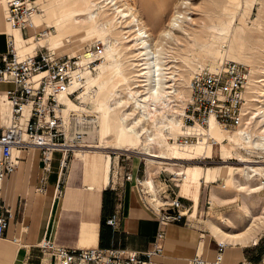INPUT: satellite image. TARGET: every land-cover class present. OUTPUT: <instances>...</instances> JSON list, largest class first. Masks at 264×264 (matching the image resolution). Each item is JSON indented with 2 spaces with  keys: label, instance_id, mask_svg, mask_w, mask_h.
<instances>
[{
  "label": "bare ground",
  "instance_id": "1",
  "mask_svg": "<svg viewBox=\"0 0 264 264\" xmlns=\"http://www.w3.org/2000/svg\"><path fill=\"white\" fill-rule=\"evenodd\" d=\"M253 1L243 0V3L247 4L245 6H247L248 10ZM55 2L56 0H50L47 2V7L43 11L34 14L31 25L36 34L44 28V22H47V25L49 23L55 25L58 32L57 36H49L48 33L42 34L43 36L41 37H49L52 45H55L56 41L60 40L61 46L56 47V50L61 49L64 52L62 55L65 56L78 57L79 65L71 73V89H77V100L74 101L65 95H61L59 99L63 104L62 113L64 115L73 112L79 117H84L87 125L85 137L81 142L82 144L79 148L73 150L67 166V172L73 158L83 159L87 153H102L108 158L107 163L110 162L112 153H116L113 150H116L118 154L136 153L138 155L137 159H142L141 161L143 163L145 161L146 164V177L143 178L142 184L145 194H147V200L153 206L161 203V198L158 194L159 191L153 183L155 182L152 177L154 169L151 167L153 166L155 167L161 164L174 166L175 169L171 168V174L174 176L178 188L182 185V181H178L179 183H177V180L182 179L190 180L189 183L185 181V185H197L199 183L204 185V181L206 182L209 176H202L201 169L218 166L222 162L226 164L217 167L216 173H213L214 176L216 175L219 179L223 178L227 187L234 188L239 192L244 188L247 180L255 176H262L264 178V161H253L245 154L237 151L236 154L234 153L235 159L240 165L229 164L227 159L222 158H219L218 164L202 165L199 163V161L203 160L202 156L210 157L209 154L213 148L209 142L199 140L188 146H180L177 142V137L183 132L182 116L184 114L185 104L190 96V78L199 66H203V64L198 65L189 75V79H184L177 72L178 70H171V68L175 67L170 65L173 61L167 60L162 50L165 49L162 47L163 43L171 38L172 31L180 27L179 18H183L182 15L179 13L173 15L169 20L168 27L160 31L161 33H159L158 39L153 40L132 0H63L62 3L58 2L62 4L60 12L54 10ZM100 13L102 14V18H100ZM5 15L6 6L4 1L0 0V37L6 39V36H11L13 48L18 55L33 54L34 50L38 47L36 45L39 43L42 44L46 40L42 38L44 40L41 39L35 42L33 35H30L28 38L21 37L20 30L13 28L5 21ZM86 24L88 25L87 27L84 26ZM110 25L122 27L130 32L129 37L131 46H134L135 58L131 60L128 69L120 62L121 55L116 48L119 46L115 45L113 47V43L117 44V42L110 39L109 41L105 40ZM96 40H103V48L106 55L102 53L99 62H97L95 72H89L86 67L88 60L86 58L85 47L93 41L96 42ZM120 45L122 46V44ZM3 51L5 49L1 48L0 41V53ZM68 53L74 54L66 55ZM245 58L248 57H241V60H245ZM108 60L110 61L109 67L104 68L98 78H89V76H92L102 69L105 64H108ZM218 61L215 64L213 62V65L209 66L215 67L225 61V58ZM257 71L261 73L260 78L258 77L259 80L256 81L261 83V86H259L261 90L258 91L260 95H258L259 98L250 97L249 87L251 83L249 71L244 93L243 119L239 126L231 129L222 128L213 118H210L206 127L201 128L197 124H194L188 128L197 133L205 132L213 138L217 143L214 149H218L219 156L220 154L221 156L231 155V150L235 147L245 150L258 149L264 152V66L258 67ZM251 72L254 74V71ZM85 78L89 81L85 82ZM180 81H184L183 90H185V94L182 88L178 86ZM88 104H91L92 107L89 108ZM0 108L2 114L0 126H3L8 122L9 109L1 94ZM27 109L28 106L23 110L24 116L27 114ZM131 116H133L131 118L132 120H128ZM150 123L152 124L151 128L148 126ZM153 128L155 130L160 128L163 132L169 131L175 135L170 140L172 142L170 144L171 147L175 148L176 153L186 156L180 160V158L170 156L171 153L169 155L165 154L159 148V143L153 132ZM31 151H37V149L30 147L27 152L28 156ZM19 156H23V152H20ZM174 160L179 161L173 162ZM186 165L195 166L184 168L183 166ZM60 174L61 172L57 171V179ZM210 174L212 173L210 172ZM263 186L264 179L262 185L250 188V191L256 192L257 189ZM244 207L247 209V205ZM255 218H252L245 229L238 233L223 230L218 223L208 221V225L206 226V240L210 236L215 237L221 244L226 243L232 246L238 244L241 247L247 246L250 242L253 243L255 241L252 235V232L257 227ZM257 218L260 221H264V214L259 215ZM221 222L224 225L233 223L228 217L223 218ZM0 240L13 242L11 239ZM15 241L13 243L19 246L21 243L19 239L15 238ZM23 246L27 247L26 245ZM163 250L161 253L153 256V260L159 264L158 259L163 260L164 258L162 256ZM190 260L178 263L190 264ZM244 264L251 263L244 262Z\"/></svg>",
  "mask_w": 264,
  "mask_h": 264
},
{
  "label": "built area",
  "instance_id": "2",
  "mask_svg": "<svg viewBox=\"0 0 264 264\" xmlns=\"http://www.w3.org/2000/svg\"><path fill=\"white\" fill-rule=\"evenodd\" d=\"M3 1L6 6L5 21L19 29L23 36L34 33L32 17L41 9L37 0ZM102 52L103 46L98 43L86 49V67L89 72H95ZM78 65V57L57 56L42 46H38L33 54L20 56L13 48L11 37L6 36V50L0 54V94L5 99L9 116L8 122L0 126V188L8 176L17 171L21 160L19 153L24 152L27 155L30 147L38 151L40 182L54 169V153H59L55 167L56 172H61L58 179L67 169L73 150L82 144L87 123L84 117L73 112L64 115L63 104L59 98L65 95L77 100V89H71V73ZM248 74L246 65L232 60H225L215 67L199 66L193 72L189 83L190 96L182 116L183 132L177 137L180 146H188L199 140L209 142L213 147L217 146L215 140L205 132L189 130L190 125L206 127L210 118L226 129L235 128L242 123ZM26 106L28 109L24 116L23 110ZM123 156L127 158L126 155ZM202 159L210 157L202 156ZM118 163L119 160L116 161ZM122 172L123 179L134 184L149 209L155 213L159 225L180 222L187 216L191 202L180 196L179 190L175 192L170 188V192L164 195L168 190L165 189L159 193L161 203L153 206L145 199L142 184L144 174L139 176L138 171L134 173L124 167ZM173 187L178 188L176 182H173ZM184 200L188 204L183 203ZM14 216L13 209L1 201L0 239L4 238V232ZM105 223L115 228L117 215L112 214ZM163 236L164 232L158 230L151 246L144 251L101 248L97 245L66 247L47 238H42L36 247L42 253L53 256L56 264H156L153 256L162 252ZM11 240L16 242L15 237ZM225 247L217 243V252L212 263H221ZM190 264L207 262L201 256H193Z\"/></svg>",
  "mask_w": 264,
  "mask_h": 264
},
{
  "label": "crops",
  "instance_id": "3",
  "mask_svg": "<svg viewBox=\"0 0 264 264\" xmlns=\"http://www.w3.org/2000/svg\"><path fill=\"white\" fill-rule=\"evenodd\" d=\"M0 41L1 48L5 49V39L0 37ZM107 159L104 154L97 152L87 153L83 159L73 158L61 189L62 176L57 179L55 168L40 182L38 151L25 155L17 171L8 176L0 189V202L15 212L3 239L15 237L21 242L17 246L16 243L0 240V264H54L53 256L42 253L34 246L42 238L66 247L97 245L101 248L144 251L151 246L158 230L164 232V261L158 260L160 264H180L178 262L190 260L193 256H201L208 261L207 264H211L219 240L215 237H212L214 243L211 238L206 240L205 224L197 221L194 202L196 191L187 190L185 184L182 191L179 186L178 194L191 202L189 213L180 222L159 225L155 213L149 209L139 192H134L130 186L133 183L125 181L123 175V181L114 178L111 174L112 158L109 163ZM52 166H56L55 156ZM201 170L207 171L208 168ZM195 188L198 190L197 185ZM112 214L117 215L115 228L105 223ZM254 244L257 242L251 243L252 246ZM249 247L228 248L232 252H227L225 247L221 263L257 264L264 255L262 252L259 254L256 248L250 250Z\"/></svg>",
  "mask_w": 264,
  "mask_h": 264
},
{
  "label": "rangeland",
  "instance_id": "4",
  "mask_svg": "<svg viewBox=\"0 0 264 264\" xmlns=\"http://www.w3.org/2000/svg\"><path fill=\"white\" fill-rule=\"evenodd\" d=\"M49 1L50 0H38L41 7L40 12L47 7L46 4ZM58 2L62 3L63 0H56L54 7V10L56 12L61 11L60 7L62 4H59ZM132 2L136 5L141 15V20L144 22L143 24L145 25V27L148 28L151 34V39L153 40L158 39L159 33H161L160 31L168 27L169 20L173 15L179 13L183 16V18H179L180 27L175 28L172 31L171 38L167 39L162 45V47L165 48L162 50L165 53L167 60L173 61L170 63V65L175 66L174 68H171V70H178L177 72L182 75L184 79L188 80L189 75L192 73L193 69L200 64L213 65V62L215 64V62L222 58H225V60H235L240 63H244V65L246 64L247 68L249 66L251 83L249 87L250 97L259 98L258 95H260V93H258V91L261 90V88L259 87L261 86V83L256 81H258L261 76V73L257 71L258 67L264 66V0H254L252 4H250L249 10L247 9V6H245L247 4L243 3V0H132ZM100 18H102L101 13ZM46 23L47 22H44V28L39 33H30L27 36L22 35L21 37L28 38L30 35H33L35 42H37L44 38L41 37L44 34L49 33V36H57L58 32L55 25H52V23H49V25H47L48 23ZM84 26L87 27L88 25L86 24ZM108 30L109 32L107 31L105 40L109 41L110 39L112 41H116L117 44L119 42L118 45L116 43H113V47H115V45L119 46L116 48L117 51L119 50L118 52L121 55L120 62L123 63V66H125L126 69H128L130 67L131 60L135 58L133 51L134 46H131L129 37L130 32H128L127 29L113 25H110ZM44 39H46L44 41L45 44L39 43L36 46H42L58 56L64 54L61 49H55L56 47L61 46L60 40L56 41L55 45H52L50 43L49 37H45ZM122 39L127 41H124ZM102 41L103 40H96V42L93 41L92 43L102 44L103 46L104 42ZM121 42H123L124 44ZM92 43L86 46L85 49H87L89 46H92ZM120 44H122V46ZM102 53L103 55H106V53L104 52V48ZM121 53L123 54V56ZM72 54L74 53H68L66 55ZM245 56L248 58H245V60H241V57ZM109 65L110 61L108 62V64H105L102 69L97 71L92 76H89V78H98L102 74L103 69L108 68ZM251 71H254V74H252ZM84 81L86 82L89 80L85 78ZM183 82L184 81H180L178 86L182 88V91L185 94V90H183ZM88 107L91 108L92 105L88 104ZM132 117L133 116L129 117L128 120H132ZM1 118L2 114L0 108V123ZM148 126L149 128H151L152 124L150 123L148 124ZM153 132L157 137L159 148L165 154L169 155L171 153L170 156H175L177 158H180V160L181 158L186 156L176 153L175 148L171 147L170 144L172 142L170 140L175 136L171 134V132H163L160 128L157 130L153 128ZM113 151L116 153H114L115 157L113 156V154L111 155V174L116 172L113 176L114 178L118 177V181H123V167L126 170L131 169L133 172H136L135 170L137 169L139 176L144 174L143 169L145 167V161L143 163V161H141L142 159L138 160V155L136 153L129 152L118 154L116 150ZM237 151L241 154H245L253 161H264V152L258 149L245 150L235 147L233 150H231V155L227 154L221 156L220 154L219 156L218 149H214L213 147L211 153L209 154L210 159L201 160L199 161V163L202 165H215L219 163V158H222L227 159V162L229 164L240 165L235 159V154ZM123 155H126L128 157L126 158ZM24 157L25 154L23 152V156H20V158L23 159ZM58 157L59 154L56 153L55 160H57ZM117 160H119L118 164H116L115 162ZM177 161L179 160H174L173 162ZM135 162H137L136 164L138 168L135 167ZM224 164L226 163L222 162L218 166L208 168L207 171L201 170L202 176L206 177L208 175L209 178H207L206 182L204 181V185L197 184L198 190H195L196 188L194 184L186 185L187 190H190L192 192L196 191L194 195V202L197 221H202V224H205L206 232V223L208 221H214V223H218V225L223 230L238 233L245 229V227L251 222L252 218L256 217L254 220L257 227L252 232V235L255 239L254 242H257V244H254V246H252L250 242V247L248 249L255 250L256 248L259 251V254L262 252L264 255V221H260L257 218L259 215L264 214V186L257 189L256 192L250 191V188L257 187V185H262V181L264 178L262 176H255L252 179L247 180L246 184H244L247 187L244 186V188H242L239 192L234 188L227 187V184L225 183V180L223 178L219 179L216 175L214 176L213 173H216L217 167H220ZM188 166L195 165H186L183 167L188 168ZM55 167L56 166H53V168ZM151 168L154 169L152 177L158 186L156 187L157 190H159V193H161L165 189H168L163 193L164 195H166L168 192H170V188H172V190H174L175 192L178 191V188L173 187V182L176 181L174 180V176L171 174V168L175 169L174 166L161 164L155 167L153 166ZM159 168L166 171H163ZM53 170L54 169H52V171ZM210 172L212 174H210ZM54 174H56V172ZM66 175L67 169L63 171L61 177V189H63V186L65 185ZM178 181L180 182L182 180H177V183H179ZM184 182L185 181L183 180L181 185L182 191ZM130 186L133 187L134 192L137 193V189L134 184ZM185 195L187 196V194ZM145 199L147 200L146 194ZM185 204H188L187 201L185 202ZM246 205L248 210L244 207ZM225 217L230 218L233 223L224 225L221 221ZM205 238H207V233L205 234ZM209 238H211V242L214 243V239L210 236ZM224 245L227 247V252H232V250H228V248L241 247V245L238 244L235 246H232L230 244ZM162 261H164V259ZM53 263L56 264L54 259ZM257 264H264V256H262V260Z\"/></svg>",
  "mask_w": 264,
  "mask_h": 264
}]
</instances>
